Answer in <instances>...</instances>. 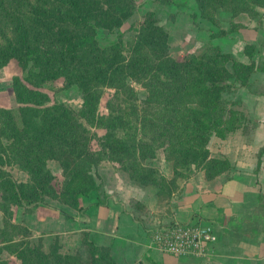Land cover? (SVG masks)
I'll list each match as a JSON object with an SVG mask.
<instances>
[{"label": "trees", "instance_id": "trees-1", "mask_svg": "<svg viewBox=\"0 0 264 264\" xmlns=\"http://www.w3.org/2000/svg\"><path fill=\"white\" fill-rule=\"evenodd\" d=\"M240 1L248 2L252 9L264 6V0ZM0 12H12V31L0 42V65L14 57L23 67H37L43 78H61L62 86L76 85L82 96L78 108L49 103L46 91L13 77L18 121L9 109L0 108L4 122L1 134L8 140L0 141L3 201L36 204L43 199L42 194L52 193L83 213L88 206L105 201L95 191L99 183L91 172L92 166L105 159L128 173L137 172L139 176L129 177L139 185L156 183L162 193L166 189L159 185L164 177L159 166L156 169L140 163L144 148H150L151 156L157 158L162 151L177 175L179 168L194 167L203 168L210 178L231 167L228 158L211 155L208 141L213 134L226 138L242 125V115L227 106L222 92L249 83L253 60L241 61L211 44L201 52L174 58L168 33L157 23L155 12L143 13L128 43L117 32L104 46L98 45L97 26H119L127 12H120V16L102 12L98 18L85 10L82 0H0ZM34 25L52 35V41H36ZM223 32L218 30L211 36ZM253 52L254 44L246 43L244 53L250 58ZM228 60L231 69L226 66ZM260 68L264 70V62ZM130 80L142 85L146 94L139 96ZM101 86L114 89L106 113L98 110ZM95 126L104 132L92 135L91 127ZM92 137L98 148L91 147ZM47 158L57 159L65 172L60 190L44 167ZM10 159L25 169V180L16 179L5 169ZM91 192H96V199L80 205L79 197ZM133 202L135 207L142 204ZM87 243L90 264H117L107 246L92 239ZM51 254L33 246L18 250L21 264H76L72 255L56 252L51 258Z\"/></svg>", "mask_w": 264, "mask_h": 264}, {"label": "rangeland", "instance_id": "rangeland-1", "mask_svg": "<svg viewBox=\"0 0 264 264\" xmlns=\"http://www.w3.org/2000/svg\"><path fill=\"white\" fill-rule=\"evenodd\" d=\"M82 3L85 10L93 12L98 18L102 12H114L115 16H120V12H127L119 26H97L99 46H104L113 41L117 32H121L122 40L128 43L136 34L139 22L143 19V13L155 12L157 23L168 33L170 54L174 58H180L188 52H201L208 44H211L218 45L223 51L231 52L241 61L253 60L255 66L249 76V83L222 92V96L227 101V106L237 110L242 115V125L226 138L211 135L208 147L212 156L228 158L231 167L220 173L224 176H228L229 172L234 169V157H242V163L245 162L244 160L252 162L261 160L264 143H261L258 137H264V70L260 68L264 62V6L252 9L248 2L243 3L240 0H82ZM232 8L235 10L232 11ZM11 13L0 12V42L4 35L8 36L12 31ZM49 23L52 22L48 21ZM48 26L53 27L52 25ZM32 29L36 30L34 34L36 41L41 43L52 41V35L45 34L44 28L38 29L34 25ZM218 30L224 32L215 33L211 36L212 32ZM223 36L225 38L221 39L220 37ZM246 43L254 44V52L250 58L244 53ZM226 66L231 69L230 60L226 62ZM14 76H18L28 86L46 91L49 94V103L53 101L63 102L72 108H78L81 104L82 96L76 85L62 86L61 78H43L37 67L30 70L28 66H21L12 57L0 65V108L9 109L17 121L19 117L18 107L12 90ZM130 83L135 87L139 96L142 97L146 94L142 85L131 80ZM100 89L99 95L101 97L98 110L99 113H106L107 100L112 96L114 89L106 86H101ZM3 123L0 120V125ZM91 130L94 136L104 132V129L98 126L91 127ZM0 141H8L1 134V126ZM90 144L92 148H98L95 137L91 138ZM220 148L225 152H221V155L216 154L219 152L217 149ZM149 151L150 148L143 149V158L140 163L156 169L159 166L161 169L164 177L160 180L162 182L159 185L166 190L159 195L166 196L171 189L175 191V194H178L185 177L192 175L199 169L194 167L192 169L179 168L178 171L181 173L178 175L184 176H178L175 174L171 163L164 159L162 151L159 152L158 158L157 155L151 156ZM43 163L44 167H47L53 174L51 182L56 189L60 190L65 172L58 160L47 158L43 160ZM5 169L11 172L16 179L25 180L27 178L25 169L11 159L5 164ZM198 171L205 174L203 168ZM91 172L95 181L99 183L95 191L99 192L104 200H106L102 187L104 179L112 183L118 179V174L124 181L136 183L129 177V174L139 176L137 172L130 171L128 173L106 159L92 166ZM173 176L175 178L171 180ZM171 181L173 182L171 183ZM148 184L157 190L156 183L150 182ZM42 197L43 199L39 203L24 202L21 205L3 201L0 197V217L2 219L0 222V264H21L18 250H27L28 247L32 246L46 252L51 251V258H54V254L57 252L62 255H72L76 259V264H90L87 241L92 238H90L89 231L83 229L87 226H80L81 222L75 221L73 217L75 213H78L79 216L85 212L82 213L69 200H64L61 196L45 193L42 194ZM41 208L46 209L45 214L38 213ZM61 210L70 216H65ZM144 210L141 204L139 212L145 213ZM59 215L71 218V221L65 224V228H53L51 225L53 221L57 222ZM27 216H29L28 221ZM44 217L47 219L46 223L43 224L41 219ZM48 220L51 223L49 225L47 224L49 223ZM30 221L34 225V229L29 226ZM80 228L82 229L80 230ZM95 254L98 255L99 252L95 251Z\"/></svg>", "mask_w": 264, "mask_h": 264}, {"label": "crops", "instance_id": "crops-1", "mask_svg": "<svg viewBox=\"0 0 264 264\" xmlns=\"http://www.w3.org/2000/svg\"><path fill=\"white\" fill-rule=\"evenodd\" d=\"M258 140L264 143V137ZM217 151L219 155L225 152ZM260 159L257 165L234 157V169L228 176L209 178L198 169L183 180L178 194L171 189L166 196L152 185L124 181L117 174L114 182L103 181L104 203L88 206L83 215L73 217L80 226H87L83 229L90 238L109 248L117 264H264V152ZM95 196L96 192L81 196L80 205H89ZM134 200L142 202L145 213L139 212ZM38 213L45 214L46 209ZM61 216L47 224L65 228L71 218ZM172 221L211 224L217 238L204 255L167 253L153 246L150 233ZM29 226H34L31 221Z\"/></svg>", "mask_w": 264, "mask_h": 264}, {"label": "built area", "instance_id": "built-area-1", "mask_svg": "<svg viewBox=\"0 0 264 264\" xmlns=\"http://www.w3.org/2000/svg\"><path fill=\"white\" fill-rule=\"evenodd\" d=\"M153 246L173 255L200 256L207 253L216 240L211 224L200 222H168L150 233Z\"/></svg>", "mask_w": 264, "mask_h": 264}]
</instances>
